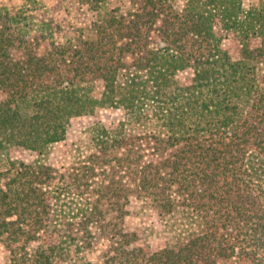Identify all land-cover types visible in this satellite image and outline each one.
<instances>
[{
	"label": "trees",
	"instance_id": "1",
	"mask_svg": "<svg viewBox=\"0 0 264 264\" xmlns=\"http://www.w3.org/2000/svg\"><path fill=\"white\" fill-rule=\"evenodd\" d=\"M139 1L138 11L128 15L133 19L128 20V27L131 23L129 28L136 32L128 34L130 39L121 46L120 56L124 52L132 55L136 48L146 49L147 31L143 34L141 27L149 29L164 5L169 10L181 2ZM3 12L7 33L0 31V87L5 91L0 99V174L14 171L23 177L33 171L31 165L11 160L10 153L27 150L40 160L48 158L54 146L66 140L71 119L92 115L97 109H120L124 120L117 128L107 131L100 124L92 125L85 131L88 143L104 151L110 140L116 141L118 132L125 138L137 124L160 144L186 149L188 169L182 170L184 175L177 180L179 189L189 190L195 201H207L204 211L198 204L182 211L206 215H192L190 233L182 236L188 241L178 239L173 247L152 257L159 264H200V257L216 252L226 258L247 256L252 260L259 255L258 262L264 264V0H182L180 14L169 13L163 19L165 26H171L182 17L180 32L170 35L167 28L162 45L146 49L145 56L132 66L136 71H129L124 63L100 62L104 39L100 37V43L88 49L94 54L92 63L81 62L73 69L78 73L63 86L64 82H42L43 74L53 71L42 60L10 58L8 51L21 46L22 26L17 19L22 15ZM115 21L111 17L106 23ZM183 36L206 45L202 57L194 59L193 76L186 84L176 80L177 73L192 64V56L176 45ZM230 36L238 41L236 60L221 46ZM142 37L146 42L139 46L134 40ZM256 41L260 46L252 48ZM175 168L180 167L177 164ZM10 194L0 189V200L5 202L10 196L19 200L20 193ZM61 194L53 198L55 202L61 201ZM172 207L165 203L162 210ZM210 209L213 211L208 212ZM84 210L79 207L60 213L72 218L70 214L78 217ZM65 217L45 226L49 235L54 234V243L46 253L38 251L33 264H78L71 251L77 245L63 234L69 226ZM229 229L235 233V243L227 245L224 235L217 234ZM74 253L79 258V253Z\"/></svg>",
	"mask_w": 264,
	"mask_h": 264
},
{
	"label": "rangeland",
	"instance_id": "2",
	"mask_svg": "<svg viewBox=\"0 0 264 264\" xmlns=\"http://www.w3.org/2000/svg\"><path fill=\"white\" fill-rule=\"evenodd\" d=\"M141 4L139 0H0V31L7 33L1 18L3 9L10 16L21 14L17 20L23 38L19 39V48L8 51L10 58L22 62L28 58L42 60L49 69L53 68L43 74L42 82H64L63 86L78 73L73 69L81 62L92 63L94 54H89L88 49H94L100 37H104L100 62L124 63L134 72L137 69L132 66L145 56L146 49L162 45L167 28L170 35L180 32L178 23L182 17L178 16L171 26L163 23L169 13L179 15L180 6L168 10L164 5L149 29L141 27L143 34L147 31L146 49L136 48L132 55L124 52L120 56L121 46L130 39L128 34L136 32L129 28L131 23L128 27V20H133L128 15L136 13ZM111 17L116 18L115 23L107 24ZM104 27V34H99L98 30ZM146 41L143 37L134 40L139 46ZM176 45L185 55L192 56L190 67L176 75L180 84H186L193 76L194 59L202 57L206 45L190 36H183ZM221 46L233 60L238 59L236 38L224 39ZM259 46L258 41L251 44L252 48ZM58 48L64 53L57 52ZM3 89L1 86L0 99L5 95ZM123 120L120 109H97L92 115L71 119L66 140L55 145L48 158L40 160L35 152L27 150L10 153L11 160L23 161L34 170L23 177L14 171L0 174L1 191L20 193L19 200L11 196L6 203L0 200V264H33L36 253H46L55 239L45 226L63 220L65 216L60 212L79 207L85 209V214L65 217L69 226L63 229V234L77 245L71 251L78 264H159L152 257L154 254L173 247L178 239L182 243L188 241L182 236L190 233L192 215H205L203 211L208 206L204 205V198L195 201L189 190L179 189L177 180L184 175L182 170L188 169L186 149L160 144L152 135L141 132L137 124L125 138L118 132L116 141L110 140L104 151L88 143L85 131L92 125L100 124L112 131ZM58 193H62L61 201L55 202L53 198ZM165 203L173 204L170 211L162 210ZM193 204L201 207V214L182 213ZM208 217L213 215L209 213ZM217 235H224L227 245L235 243V233L230 229ZM207 256L200 257V264L206 263V257L208 264H263L258 262L259 255L254 260L247 256L226 258L216 252Z\"/></svg>",
	"mask_w": 264,
	"mask_h": 264
}]
</instances>
